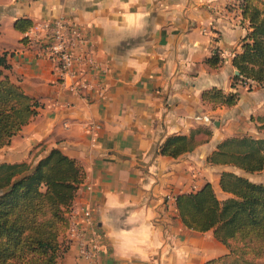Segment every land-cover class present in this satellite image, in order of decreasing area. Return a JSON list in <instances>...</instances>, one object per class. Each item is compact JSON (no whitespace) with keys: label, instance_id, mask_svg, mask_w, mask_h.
Wrapping results in <instances>:
<instances>
[{"label":"crops","instance_id":"1","mask_svg":"<svg viewBox=\"0 0 264 264\" xmlns=\"http://www.w3.org/2000/svg\"><path fill=\"white\" fill-rule=\"evenodd\" d=\"M61 16L82 26L94 63L82 78L96 85L80 94L60 85L55 63L14 29L20 18ZM246 30L229 0H0L7 73L40 104L0 146V163L34 162L54 147L81 164L71 209L91 207L104 243L98 264H202L224 254L212 229L181 223L174 198L205 182L219 200L228 197L218 185L222 170L249 179L206 161L227 137L264 138V86L233 84L231 58ZM214 52L221 61L210 66ZM210 89L237 100L210 105L202 99ZM191 133L190 150L158 153L167 137ZM57 264L88 263L68 245Z\"/></svg>","mask_w":264,"mask_h":264},{"label":"trees","instance_id":"2","mask_svg":"<svg viewBox=\"0 0 264 264\" xmlns=\"http://www.w3.org/2000/svg\"><path fill=\"white\" fill-rule=\"evenodd\" d=\"M241 17L247 30L240 52L231 58L236 80L264 86V0H241ZM32 23L17 19L14 29L26 31ZM21 42H26L24 37ZM217 52L205 62L216 66ZM6 52L0 53V146L37 113L38 100L25 94L7 73ZM210 105L231 106L234 92L210 89L202 93ZM189 136L172 135L158 153L177 157L194 146ZM213 165H230L244 173L264 172V138L233 136L221 140L206 157ZM85 172L74 158L50 148L34 162L0 163V264H57L68 243L65 232L73 198ZM220 189L229 194L219 200L209 182L177 194L175 208L188 229H212L227 252L202 264H264V183L233 171L219 174Z\"/></svg>","mask_w":264,"mask_h":264},{"label":"built area","instance_id":"3","mask_svg":"<svg viewBox=\"0 0 264 264\" xmlns=\"http://www.w3.org/2000/svg\"><path fill=\"white\" fill-rule=\"evenodd\" d=\"M229 1L239 5L241 0ZM23 33L27 43L39 45V55L55 63L57 82L60 85L75 94L94 88L96 84L82 78L94 67V63L80 24L61 16L35 22ZM235 82L245 85L240 80ZM95 127L90 126L93 129ZM190 189L194 190L195 185H191ZM65 237L68 245L76 247L77 258L84 259L88 264H98L104 243L102 234L96 230L90 206L70 210Z\"/></svg>","mask_w":264,"mask_h":264},{"label":"rangeland","instance_id":"4","mask_svg":"<svg viewBox=\"0 0 264 264\" xmlns=\"http://www.w3.org/2000/svg\"><path fill=\"white\" fill-rule=\"evenodd\" d=\"M9 76V75H8ZM10 78V76H9ZM11 79V78H10ZM12 80V79H11ZM13 81V80H12ZM14 82V81H13ZM249 179L255 182H261L264 183V172H255L250 175H248Z\"/></svg>","mask_w":264,"mask_h":264},{"label":"water","instance_id":"5","mask_svg":"<svg viewBox=\"0 0 264 264\" xmlns=\"http://www.w3.org/2000/svg\"><path fill=\"white\" fill-rule=\"evenodd\" d=\"M237 73H238V72L235 70V71H234V74L236 75Z\"/></svg>","mask_w":264,"mask_h":264}]
</instances>
